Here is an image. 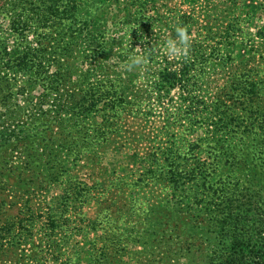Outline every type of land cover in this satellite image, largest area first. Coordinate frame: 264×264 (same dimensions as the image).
Returning a JSON list of instances; mask_svg holds the SVG:
<instances>
[{
  "label": "rangeland",
  "instance_id": "1",
  "mask_svg": "<svg viewBox=\"0 0 264 264\" xmlns=\"http://www.w3.org/2000/svg\"><path fill=\"white\" fill-rule=\"evenodd\" d=\"M154 2L0 0V73L30 51L66 87L105 79L93 86L111 95L85 118L41 103L30 64L13 79L29 92L0 98L15 129L0 145V264H219L264 231V0ZM177 26L190 52L169 59ZM92 36L171 62L173 85L149 59L109 70Z\"/></svg>",
  "mask_w": 264,
  "mask_h": 264
},
{
  "label": "trees",
  "instance_id": "2",
  "mask_svg": "<svg viewBox=\"0 0 264 264\" xmlns=\"http://www.w3.org/2000/svg\"><path fill=\"white\" fill-rule=\"evenodd\" d=\"M155 1L154 3L156 5H159L158 3H161L162 5H167L171 0H150ZM129 2V0H128ZM115 37H94L92 36L90 39V42L92 44H95L97 47L93 50L95 54L101 53V54H107L108 51L111 53V56L108 55L107 59H111L115 57L114 62L108 63V69L114 70L115 72L117 70H121L122 67H127V59H129V56H131L132 52L130 51H121L118 53L114 52V49L110 48L109 45H112V41H114ZM98 39H102L99 44L96 43ZM111 39V40H108ZM108 41L110 42L108 45ZM6 48V46H5ZM98 48V50H97ZM1 54V52H0ZM0 57H4V55H0ZM148 59L150 61L149 65L152 70H155L160 74L159 81L162 83L161 85L163 87L165 86H171L173 85V80L175 79V76L177 72L172 71L173 64L171 62H161L159 61L158 65H154L153 59L148 56ZM32 65L35 67V80L36 82L39 80H46L47 84L45 85V90L43 93L39 96V102H43L46 100V98L52 94H55L56 99L58 98L61 104L59 107L60 109L65 108V106H69L71 103L78 104L80 108V111L82 115L80 117L85 118L88 117V115L91 113V110L89 109L88 103L89 100H91V103L95 102L96 99H98V92L101 93V98L110 97L108 93L105 91L95 88L93 85H95V82L87 86V89L84 91L77 90V87L71 86L70 88L65 86V83L61 81V77L59 74H49L50 72V62L43 59L42 56L35 54L33 52H20L17 54V56L14 58V60H9L4 62V69L2 73H0V98L7 99L8 96L13 95L15 92L17 93H25L29 92L27 85L23 86H16L15 82H13V79L18 76L19 72L26 69L28 65ZM153 64V65H152ZM153 67H152V66ZM16 70V71H14ZM14 73H17L16 75H12ZM105 81H99L96 82L97 84L104 85ZM6 91L5 95H2V92ZM116 95V96H115ZM47 96V97H46ZM113 97L114 100L120 98V101H123V95L121 93L114 94ZM119 100V99H118ZM2 126L0 129V145L2 143V140H7L14 132L15 129H12L10 124L2 123ZM103 134H105L104 131H102ZM215 252V251H214ZM213 258H215L219 264H260L264 262V231L260 232V236L258 237V241H256L253 245H243V246H233L230 248H225L224 251H216L214 255H212Z\"/></svg>",
  "mask_w": 264,
  "mask_h": 264
},
{
  "label": "clouds",
  "instance_id": "3",
  "mask_svg": "<svg viewBox=\"0 0 264 264\" xmlns=\"http://www.w3.org/2000/svg\"><path fill=\"white\" fill-rule=\"evenodd\" d=\"M175 38H169L165 41L163 51L169 59L187 58L191 47V38L187 30L182 26L175 28ZM141 47L137 46L139 50ZM148 63V57L143 54H133L129 56L127 64L128 70L143 69Z\"/></svg>",
  "mask_w": 264,
  "mask_h": 264
}]
</instances>
